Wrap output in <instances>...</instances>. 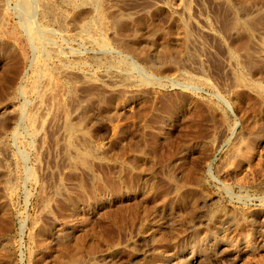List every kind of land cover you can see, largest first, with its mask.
I'll return each mask as SVG.
<instances>
[{
  "label": "rangeland",
  "instance_id": "374dc122",
  "mask_svg": "<svg viewBox=\"0 0 264 264\" xmlns=\"http://www.w3.org/2000/svg\"><path fill=\"white\" fill-rule=\"evenodd\" d=\"M0 264H264V0H0Z\"/></svg>",
  "mask_w": 264,
  "mask_h": 264
},
{
  "label": "water",
  "instance_id": "95a60500",
  "mask_svg": "<svg viewBox=\"0 0 264 264\" xmlns=\"http://www.w3.org/2000/svg\"><path fill=\"white\" fill-rule=\"evenodd\" d=\"M229 108V110L233 113V110L230 108V107H228ZM234 114V113H233Z\"/></svg>",
  "mask_w": 264,
  "mask_h": 264
},
{
  "label": "bare ground",
  "instance_id": "6f19581e",
  "mask_svg": "<svg viewBox=\"0 0 264 264\" xmlns=\"http://www.w3.org/2000/svg\"><path fill=\"white\" fill-rule=\"evenodd\" d=\"M116 262V261H115Z\"/></svg>",
  "mask_w": 264,
  "mask_h": 264
}]
</instances>
